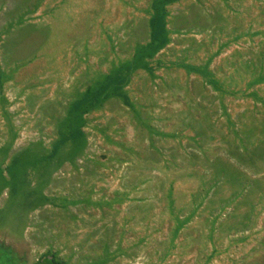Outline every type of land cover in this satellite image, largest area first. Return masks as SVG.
Listing matches in <instances>:
<instances>
[{"label": "rangeland", "instance_id": "rangeland-1", "mask_svg": "<svg viewBox=\"0 0 264 264\" xmlns=\"http://www.w3.org/2000/svg\"><path fill=\"white\" fill-rule=\"evenodd\" d=\"M153 1L0 0L3 176L150 41ZM164 9L151 74L83 116V152L0 183V248L19 262L264 264V0Z\"/></svg>", "mask_w": 264, "mask_h": 264}, {"label": "trees", "instance_id": "trees-1", "mask_svg": "<svg viewBox=\"0 0 264 264\" xmlns=\"http://www.w3.org/2000/svg\"><path fill=\"white\" fill-rule=\"evenodd\" d=\"M178 0H154L152 7L154 13L150 19V41L144 45H137L134 54L130 60L124 61L112 67L108 73H103L95 78L94 85L83 95H78L73 103L69 106V111L65 119H63L60 128V137L52 145L49 155L48 150L43 148L41 142H36L29 146L26 150L16 152L10 157L8 166V178L2 175L0 170V183L2 187L14 188L16 184L15 176L26 166H35L52 155H59V158H69L74 160L79 156L85 147V134L81 131V127L85 123L83 116L88 114L90 110H94L101 105L104 100L111 94L118 93L123 95L125 88L133 75L140 68L149 72L145 58L153 56L159 47L166 45L168 41V30L164 26L165 6L177 2ZM146 64V65H145ZM151 74V72H149ZM122 93V94H121ZM113 94V95H114ZM11 146L10 143L0 148V157L6 159ZM45 154V157H39ZM48 155V156H47ZM44 158V159H42ZM4 162V161H3ZM11 175V176H10ZM2 248V247H1ZM0 248V264H25L26 261L16 260L15 254L11 250L4 252ZM43 261L36 264H63L55 256L48 258V255L42 257Z\"/></svg>", "mask_w": 264, "mask_h": 264}]
</instances>
